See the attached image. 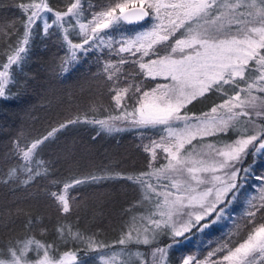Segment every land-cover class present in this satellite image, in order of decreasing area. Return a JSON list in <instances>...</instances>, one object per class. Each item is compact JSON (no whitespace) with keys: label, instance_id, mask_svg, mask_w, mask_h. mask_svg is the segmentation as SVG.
Segmentation results:
<instances>
[{"label":"snow or ice","instance_id":"1","mask_svg":"<svg viewBox=\"0 0 264 264\" xmlns=\"http://www.w3.org/2000/svg\"><path fill=\"white\" fill-rule=\"evenodd\" d=\"M16 6L24 16L23 32L15 46L6 45V62L0 63V98H8V86L15 83L13 65L19 68L25 59L22 54L26 55L34 26L40 21L45 35L50 28L62 32L70 60L105 49L109 55L119 56L103 65L119 114L105 119L85 117L83 122L107 132H119L123 124L124 130L155 129L158 133V139L150 138L144 147L150 153L145 172L51 180L53 186L61 185L60 191L48 192L60 211L70 212L68 193L78 185L117 177L130 181L140 193L138 215L131 217L116 243L152 245L159 235L167 234L172 242L165 247L157 244L147 262L142 253H135L140 264H166L168 250L174 245L194 243L192 237L197 233L226 216L231 219V204L253 180L256 183L250 186L258 194L247 201L243 234L240 223H234L233 232L203 259L187 254L181 257V264H264V171L254 170L257 159L264 160V0H108L96 11L88 5L90 19L84 16L82 0H69L63 11L51 7L48 0ZM7 27L11 33L0 26V37L10 39L17 29L14 24ZM73 32L82 42H73ZM117 32L121 33L119 39L115 38ZM128 63L142 77H161L165 82L145 89L143 80L136 82L132 74L122 73V66ZM122 78L125 86H121ZM207 93L222 94V102L201 116L189 114L187 105ZM125 100L131 104L122 103ZM79 122L80 117L70 119L23 145L19 138L13 141L14 154L23 163L9 170L5 183L15 180L28 186L37 178H47V167H31L37 150L61 129ZM158 156L164 162L153 167ZM21 168L25 173L22 180ZM56 231L63 243L78 242L85 254L96 251L102 264H129L124 247L116 251L94 235L63 226ZM52 249V244L32 235L10 240L0 248V264H89L87 259L78 260L76 251L57 256L50 255ZM121 256L125 257L122 261Z\"/></svg>","mask_w":264,"mask_h":264},{"label":"trees","instance_id":"2","mask_svg":"<svg viewBox=\"0 0 264 264\" xmlns=\"http://www.w3.org/2000/svg\"><path fill=\"white\" fill-rule=\"evenodd\" d=\"M25 2L29 0H0V26H4L9 33L11 29L7 25L14 24L17 29L15 34L10 35V39L0 37V63L6 62V45L15 46L17 38L22 35L24 16L16 5ZM107 2L108 0H82L85 5L84 16L91 18L88 15L89 4L92 5L90 10L96 11L99 5ZM48 3L54 9L62 11L69 0H48ZM123 27L135 29L138 25ZM42 28V23L38 21L29 45L26 46V55L22 54L25 59L19 68L13 65L15 83L8 86L9 96L7 99L0 98V248L10 240L32 235L42 242L52 244L50 255L58 256L65 251H76L78 260L87 259L89 264H102L96 251L85 254L82 244L71 241L63 243L56 231L63 226L66 230L70 228L85 236L94 235L96 240L111 245L116 251L124 247L129 253V264H140V258L135 253H142L146 260L152 246L172 241L169 235L161 234L157 237L156 244L152 245L120 246L116 243L131 217L138 215L136 205L140 193L132 182L117 177L78 185L69 190L71 210L68 213L60 211L48 192L61 189V185L53 186L50 183L53 179L67 182L93 175L126 176L147 171L150 153L145 152L144 147L149 144L150 138L158 139L157 130L130 128L107 132L96 125L83 122L85 117L119 113L112 99L113 94L109 91L112 82L107 80L103 71L105 62H115L119 56L114 52L109 55L105 49L103 52L90 51L86 55H78L74 61L70 60V52L62 40V32L50 28L49 34L45 35ZM120 37L121 33H115L116 39ZM70 38L73 41L80 39L74 32ZM62 65L65 70H62ZM121 71L135 76L136 82L143 80L145 89H151L164 81L160 78L154 80L142 77L131 63L123 65ZM121 86H125L123 78ZM122 103L130 105L131 101L125 100ZM76 117H80L81 122L61 129L37 150L38 155L31 167L34 170L47 167L50 174L47 178H37L28 186L17 184L15 180L5 183L9 170L23 163L14 154L13 141L19 138L22 145L29 143ZM40 161L44 162L43 165ZM247 162L251 163V157ZM254 170L258 173L264 171V160L258 158ZM24 175L21 168V180ZM255 183L256 181L250 180L241 189L230 206L231 219L226 216L203 233H197L192 237L194 243L174 245L168 250L167 263L179 264L181 257L187 254H195L197 258L203 259L209 250L217 247L223 238L233 232L234 223H237L241 217L239 215L243 213L238 212L247 206L244 199L258 194L250 186ZM129 209L131 211L126 212ZM29 220L32 221L31 227L28 226ZM244 231L243 225L240 234ZM118 259L122 261L125 257Z\"/></svg>","mask_w":264,"mask_h":264},{"label":"rangeland","instance_id":"3","mask_svg":"<svg viewBox=\"0 0 264 264\" xmlns=\"http://www.w3.org/2000/svg\"><path fill=\"white\" fill-rule=\"evenodd\" d=\"M66 9V8H65ZM64 9V10H65ZM63 11V10H62ZM50 22V21H49ZM83 22H87V20H85L84 19V21ZM42 23V22H41ZM43 25V24H42ZM79 37V36H78ZM74 43H80V42H82L81 41V39H78L77 41H73ZM67 45V44H66ZM68 47V46H67ZM2 70V69H1ZM158 78H160L161 80H163V78H161V77H157L156 78V80L158 79ZM163 82H165V81H163ZM162 82V83H163ZM227 87V86H226ZM243 95V94H242ZM222 102V94H220V93H216V94H213V93H207L204 97H200V98H197V100L196 101H192V103L191 104H189V105H187V108H186V110L189 112V114H194V115H196V116H201V114H203V113H207V112H209L210 111V108L211 107H213V106H215L216 104H219V103H221ZM117 114H119V113H114V114H111V115H117ZM108 116V115H107ZM107 116H103V117H91V118H88V119H105ZM83 121H84V118L82 119ZM90 124V123H89ZM93 125H96V124H93ZM98 128H100V126L99 125H96ZM120 127L122 128V130L123 129H126V125H123V124H121L120 125ZM133 129V128H132ZM135 129V128H134ZM231 135V134H230ZM208 139H214V138H208ZM193 143H195V141L193 142ZM159 151V150H158ZM149 158H150V156H149ZM164 161H163V159H162V157H160V156H158L157 157V161L156 162H154L153 163V167H155L156 166V164L157 163H163ZM247 195H250V193H247ZM246 201H248V198L246 197L245 199H244V202H246ZM246 209H247V206L246 207H244V209H240V211L238 212V213H241V212H243L242 213V215H239V216H241L239 219H238V221H237V223H240V225H241V227H243V225H244V223H245V221L242 219V217H243V215H244V213H245V211H246ZM238 217V214L236 215V218ZM235 218V219H236ZM217 223H219V221L217 222ZM216 223V224H217ZM169 244V243H168ZM167 244H158V246H160V247H165ZM157 246V245H156ZM155 246H152L150 249H149V252H148V257H147V259L145 260V262H147L148 260H150V253H151V250H152V248H154ZM166 264H169V263H167V261H166ZM179 264H181V263H179Z\"/></svg>","mask_w":264,"mask_h":264}]
</instances>
